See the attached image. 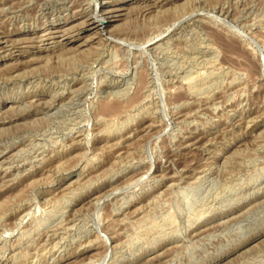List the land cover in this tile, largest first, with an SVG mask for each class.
Returning a JSON list of instances; mask_svg holds the SVG:
<instances>
[{
    "label": "rangeland",
    "instance_id": "rangeland-1",
    "mask_svg": "<svg viewBox=\"0 0 264 264\" xmlns=\"http://www.w3.org/2000/svg\"><path fill=\"white\" fill-rule=\"evenodd\" d=\"M0 42V264H264V0H0Z\"/></svg>",
    "mask_w": 264,
    "mask_h": 264
},
{
    "label": "bare ground",
    "instance_id": "bare-ground-1",
    "mask_svg": "<svg viewBox=\"0 0 264 264\" xmlns=\"http://www.w3.org/2000/svg\"><path fill=\"white\" fill-rule=\"evenodd\" d=\"M21 1V0H20ZM47 2V1H46ZM54 2V1H53ZM165 1H163V3H164ZM31 3V2H30ZM154 3H155V1H154ZM157 3V2H156ZM162 3V4H163ZM165 3H167V2H165ZM200 3V2H199ZM53 4V3H52ZM71 4V3H70ZM159 5H161V4H159ZM40 6V5H39ZM45 6V5H44ZM148 6V5H147ZM119 7V6H118ZM157 7V6H156ZM121 8V7H120ZM151 8V7H150ZM156 9V8H155ZM13 10V9H12ZM109 11V10H108ZM116 11V10H115ZM103 12V11H102ZM122 12V11H121ZM119 13V12H118ZM122 14H123V12H122ZM115 16H116V14H114ZM113 15V16H114ZM10 16V15H9ZM88 18V17H87ZM104 20V19H103ZM202 20V19H201ZM87 22V21H86ZM99 22H101V24L100 25H104L106 22H102V20H99ZM88 23H89V21H88ZM94 24H96V22L94 21V22H91V25L93 26ZM95 27V26H94ZM105 28V27H104ZM101 29V28H100ZM63 30V29H62ZM152 30V29H151ZM204 30V29H203ZM65 32H66V30H64ZM51 32V31H50ZM67 32H68V30H67ZM54 33H58V31H56V32H54ZM61 34H62V31H61ZM66 34V33H65ZM55 35V34H54ZM56 35H58V34H56ZM60 36V35H59ZM64 36V35H63ZM34 37V36H33ZM38 37V36H37ZM39 38V37H38ZM51 37H50V35H48V36H42L41 37V40H40V42L41 43H44V42H46V41H48L49 39H50ZM64 38V37H63ZM36 39V38H35ZM5 40H7V39H5ZM22 41V40H21ZM30 41V40H29ZM86 41V40H85ZM7 42H8V40H7ZM38 42V41H37ZM0 43H2V42H0ZM30 43V42H29ZM40 43V44H41ZM82 43H83V41H82ZM10 44V43H9ZM33 44V43H32ZM39 44V45H40ZM79 44H80V42H79ZM6 45V44H5ZM4 45V46H5ZM25 45V44H24ZM43 45H45V44H43ZM82 45V44H81ZM80 45V46H81ZM1 46V45H0ZM41 46V45H40ZM47 46V45H46ZM80 46H79V48H80ZM76 47H78V46H76ZM119 47V46H118ZM46 49V48H45ZM82 49V48H81ZM84 49V48H83ZM260 49V48H259ZM49 50V49H48ZM118 52H119V50H118ZM211 54V53H210ZM234 54V53H233ZM118 56V55H117ZM116 56V57H117ZM213 65V64H212ZM117 66V65H116ZM123 66V65H122ZM137 66V65H136ZM222 67V66H221ZM115 68V67H114ZM176 68V67H175ZM197 70V69H196ZM262 70V69H261ZM203 72H205V71H203ZM200 76V75H199ZM74 80V79H73ZM103 81V80H102ZM187 81V80H186ZM196 81V80H195ZM133 82V81H132ZM189 82V81H188ZM162 84V83H161ZM196 86V85H195ZM197 87V86H196ZM216 89V88H215ZM180 90V89H179ZM63 92V91H62ZM114 92V91H113ZM118 92V91H117ZM122 92V91H121ZM156 92V91H155ZM201 92V91H200ZM127 94V93H126ZM213 95V94H212ZM108 102V101H107ZM106 102V103H107ZM93 104V103H92ZM128 104V103H127ZM106 105V104H105ZM118 106V105H117ZM155 106V105H154ZM219 106V105H218ZM109 107V106H108ZM112 107V106H111ZM110 107V108H111ZM114 107H116V106H114ZM113 107V108H114ZM168 107V106H167ZM117 108V107H116ZM124 108V107H123ZM94 109V108H93ZM108 109V108H107ZM112 110V109H111ZM57 111V110H56ZM75 111V110H74ZM109 111V110H108ZM116 111H118V112H120V110H116ZM156 111V110H155ZM111 112V111H110ZM123 112V111H122ZM130 112V111H129ZM113 113V112H112ZM175 113V112H174ZM168 116V115H167ZM100 117V116H99ZM107 117V116H106ZM115 117V116H114ZM136 118V117H135ZM109 120V119H108ZM182 120V119H181ZM87 121V120H86ZM106 121V120H105ZM127 121V120H126ZM117 122V121H116ZM113 123V122H112ZM122 123V122H121ZM165 123V122H164ZM114 124V123H113ZM186 124V123H185ZM123 127V126H122ZM166 127V126H165ZM224 127V126H223ZM119 130V129H118ZM105 134V133H104ZM163 135V134H162ZM161 135V136H162ZM24 136V135H23ZM75 136V135H74ZM160 138V137H159ZM61 139V138H60ZM139 139V138H138ZM173 141V140H172ZM156 142V141H155ZM190 143V142H189ZM200 143V142H199ZM42 144V143H41ZM34 145V144H33ZM186 145V144H185ZM46 149V148H45ZM99 149V148H98ZM128 150V149H127ZM124 151V150H123ZM147 152V151H146ZM52 155V154H51ZM22 158V157H21ZM92 158V157H91ZM95 158V157H94ZM6 161V160H5ZM195 161V160H194ZM151 170V169H150ZM166 178H167V176H166ZM130 180V179H129ZM196 180V179H195ZM148 182V181H147ZM180 182V181H179ZM150 188V187H149ZM124 192V191H123ZM132 195V194H131ZM161 199V198H160ZM130 200V199H129ZM160 202V201H159ZM99 203V202H98ZM228 206V205H227ZM53 207V206H52ZM50 211V210H49ZM67 211V210H66ZM65 212V211H64ZM4 213V212H3ZM23 215V214H22ZM141 217V216H140ZM82 223V222H81ZM190 227V226H189ZM32 229V228H31ZM80 230V229H79ZM121 232V231H120ZM75 233V232H74ZM27 238V237H26ZM37 238V237H36ZM27 241V240H26ZM63 243V242H62ZM70 244V243H69ZM28 245V244H27ZM121 245V244H120ZM5 249V248H4ZM26 251H28V250H26ZM2 253V252H1ZM16 254V253H15ZM18 254V253H17ZM20 254V253H19ZM30 256V255H29ZM77 258V257H76ZM6 261V260H5ZM13 261H15V260H13ZM12 261V262H13ZM119 263V262H118Z\"/></svg>",
    "mask_w": 264,
    "mask_h": 264
}]
</instances>
